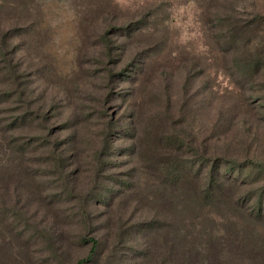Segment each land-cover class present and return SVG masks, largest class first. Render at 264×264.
<instances>
[{
	"label": "rangeland",
	"instance_id": "1",
	"mask_svg": "<svg viewBox=\"0 0 264 264\" xmlns=\"http://www.w3.org/2000/svg\"><path fill=\"white\" fill-rule=\"evenodd\" d=\"M262 205L264 0H0V262L264 264Z\"/></svg>",
	"mask_w": 264,
	"mask_h": 264
},
{
	"label": "trees",
	"instance_id": "2",
	"mask_svg": "<svg viewBox=\"0 0 264 264\" xmlns=\"http://www.w3.org/2000/svg\"><path fill=\"white\" fill-rule=\"evenodd\" d=\"M228 28L225 30V29H223L222 27L220 28V35H221V38H222V42L223 43H225V45H228V48L229 49H231L230 47H231V42H229V35L228 34H230V32H229V30H230V24H228V26H227ZM229 32V33H228ZM224 166H226V165H224ZM212 167H214L216 170H214V172H216L219 176H220V173H222L221 171H220V168H221V166H220V164H218V166L217 165H212ZM235 169H237V167L236 168H233V167H230V168H224L223 167V172L224 173H229V172H231V171H234ZM177 177V176H176ZM215 181H217V180H214V177L213 176H211L210 177V182H208V183H210L209 184V186H208V183H206V186L205 187H207V188H212L213 187V185L215 184ZM210 196H209V192H208V189L206 190V193L204 194V198L205 199H208ZM210 199V198H209ZM261 203V202H260ZM263 213V214H262ZM264 215V206L262 205V206H260L257 210H256V214H255V216L256 217H261V216H263ZM91 242V248H90V252H89V256H92V254L96 251V249H97V242H95V241H93V240H91L90 241ZM60 257V255L59 256H57L56 258H59ZM29 261H31V258H29ZM90 261V258H86V259H84V260H79V261H77L76 262V264H85V263H88ZM27 262H28V259H27ZM0 264H9V261H7V262H5V261H1L0 262ZM35 264V263H34Z\"/></svg>",
	"mask_w": 264,
	"mask_h": 264
}]
</instances>
